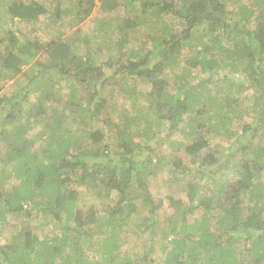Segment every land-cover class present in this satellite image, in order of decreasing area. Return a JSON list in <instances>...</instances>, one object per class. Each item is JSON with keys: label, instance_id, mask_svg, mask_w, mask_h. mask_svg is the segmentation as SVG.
<instances>
[{"label": "trees", "instance_id": "trees-1", "mask_svg": "<svg viewBox=\"0 0 264 264\" xmlns=\"http://www.w3.org/2000/svg\"><path fill=\"white\" fill-rule=\"evenodd\" d=\"M52 2L58 9L52 21L69 14L75 31L69 37L51 31L50 42L30 39ZM94 7L93 0H0V16L10 26L0 39V82L26 65L37 68L11 95H2L0 83V141L18 180L8 185L0 170V238L8 216L20 224L0 244V264H264V0H101L106 15L118 9L119 17L96 19L88 34L79 24ZM149 20L158 25L132 46L129 35ZM107 42L110 52L102 57ZM57 82L68 90L62 106ZM139 86L149 90L141 92L146 106L135 119L108 107L116 94L136 98ZM22 118H33L48 134L34 142L22 137L29 127L19 124ZM68 118L81 134L63 128ZM233 120L242 123L238 133L228 130ZM162 122L168 129L161 144L179 129L191 139L179 144L183 156L170 161L176 173L198 171L213 186L185 187L187 201L169 198L176 215L161 220L164 198L153 194L147 169L154 152L149 131ZM218 129L236 141L210 144ZM133 133L143 140L136 143ZM82 190L117 198L99 217L94 205L79 207ZM136 201L145 214L137 224L141 255L132 260L118 252L138 215ZM52 223L56 236L34 232ZM157 239L160 255L153 258ZM88 246L99 250L88 255Z\"/></svg>", "mask_w": 264, "mask_h": 264}, {"label": "rangeland", "instance_id": "rangeland-1", "mask_svg": "<svg viewBox=\"0 0 264 264\" xmlns=\"http://www.w3.org/2000/svg\"><path fill=\"white\" fill-rule=\"evenodd\" d=\"M95 7L92 11V14L82 23L79 24V27H81V29L86 32V33H90L94 27L96 26L95 20L99 19V18H110L113 19L111 17L118 16L119 10H113L112 12H110L109 14L106 15V12H103L102 9L100 8V2L101 0H93ZM50 8H49V13L40 16L38 18V21L34 24L33 26V32L29 35L30 39H42V40H47V42H50L51 37L50 32L51 31H55L57 30V32H60L63 37H69L72 35V33L75 31V25L72 24V20L71 17L67 15H62L58 20L52 21V19L49 17V15H52L51 12L54 11L56 8V3L52 2L50 3ZM61 12H64V8L67 7L66 3H63L61 6L59 5ZM58 9H56L57 11ZM61 20V21H60ZM60 22V24H59ZM158 24H156V22L153 21H147V23L144 24V26H140L138 27L137 30H134L133 32H131V34L129 35L130 38H132V42L131 45L135 46L136 48H138V46L140 45V41L141 39H144L145 37V33L146 30H148L149 28H154V26H157ZM10 26L7 24L6 20L3 18V16H0V39L1 37L6 38V35H4L2 33L3 29H7ZM23 32L25 33L28 29V26L25 28V25L22 26ZM114 37V36H113ZM115 38V37H114ZM116 39V38H115ZM114 39V40H115ZM135 39V40H134ZM138 39V40H137ZM109 42H113V40L109 41ZM110 43V44H111ZM110 44L105 43L103 44V47L100 51V55L106 56L107 54H109V50H108V46H110ZM4 48L3 45L0 44V51L3 52ZM79 56H83V53H79L77 54ZM42 59L46 60L45 57H43ZM180 69V68H179ZM179 69H173L172 71H174L172 74L170 75V78L173 77L174 73L178 72ZM22 72H20L19 75H17L16 77L9 79V80H2L0 83L3 87L2 90V95H11L12 91H15L17 89V85L19 83H25L28 82V77H26V75L31 76L33 73H36L37 68L33 67V65H26L23 67V69L21 70ZM26 73V74H25ZM237 76H233V78H236ZM242 76H239V78H241ZM18 81V82H17ZM57 85L59 87L60 90H62L61 92V100L63 101L62 104L60 106H62L64 104V100L65 97L67 95V88L65 83L62 82H57ZM149 90V87L147 86H139L137 88V96L136 98L134 97H130L125 96L123 94H116L114 96L113 99H110L111 102H109L108 107L113 109V110H117L119 109V111H124L126 114H128L129 116H132V118L135 119V116H137V114L140 112L141 107H145V101L143 96L141 95V92H146ZM250 92L244 93V96H247V100L246 103H243L244 106L246 105V107L251 106V96H250ZM28 99H30V97H28ZM31 100V99H30ZM136 105V109H133V106ZM46 111L48 114H51V109H55V105L54 104H48V106L45 107ZM118 111V110H117ZM109 112V110H108ZM144 113H146V110L144 111ZM66 115H70L69 111H67ZM115 115V114H114ZM31 117V116H30ZM27 118V117H26ZM26 118H22L21 120H19V124L23 125L24 127H27L29 125V127L26 129L25 133L23 134L22 137L26 138V137H31L32 141L34 142V140L38 141L36 138L38 137V135H40L42 132L45 133V135L48 134L49 131H45L43 125H39L38 122H34L33 118L31 119H26ZM154 117L151 116V119H153ZM246 120V118H245ZM65 124L63 125V128H67L68 130H70L71 132H77L79 134H81L82 132V127H80V124L78 122H72L69 118L65 119ZM2 122H0L1 124ZM144 123H136V128L141 129ZM242 123H239L238 120H233L232 123H230L228 127L229 131H232L234 133H238L239 129L241 128ZM134 127V128H135ZM133 128V131H134ZM9 129H12L11 127ZM168 129V124L165 122H162V125L159 127H153L150 129L149 131V135H151L152 137H154V139H152L150 141V145L154 146V152L153 154L149 155L151 156L149 159H151V164L148 165V173H150L151 175L148 177V183L150 185V188L153 190V194L158 195L159 197H163L164 198V212L160 213V219H165V218H170L171 216H174L176 214H173V209H169V198H173V199H181L182 203L187 201L186 198V193L183 191V189L185 187H189L190 185H200V184H204L203 187H212L213 185L211 184V178L209 181H207L209 178H207L206 181H202L200 180L199 177V172H194L192 175H190V177H181L178 173H176V169L172 166V164L170 163L171 160L175 159L176 155L179 156H183L182 154V148H178L180 147L179 144L185 146L187 144H189L191 142V139H187V136L185 135L186 132H181L179 130H177V132H175L174 136H171L170 138L164 139V141H162L161 144V140L162 138H165V134L166 130ZM134 134V140L136 143L141 142L143 140V137H139L137 136V134ZM150 136V137H151ZM208 141L210 144L213 145H217L219 144L220 146L226 147L229 143H232L234 141H236L235 137H228L227 135H225V132L221 129H218L217 132H215L214 134H211L208 136ZM86 140V139H85ZM88 141V140H86ZM108 141V139H104L103 144H106ZM174 142V145H171V143ZM4 142L0 141V170L3 169L5 172V177H7V183L8 185H16V183H18V180L15 179V177H13L12 175V169L10 164L7 161H5V152H6V147H5ZM101 144V145H103ZM171 145V146H170ZM4 153V154H3ZM148 155V154H146ZM158 159H162L161 161V166L159 168H157V161ZM233 163H237V159L232 160L231 162L226 163V167H230ZM192 167V166H190ZM178 174V175H177ZM179 177V178H178ZM214 177H217V174H215ZM8 187V186H7ZM207 190V189H206ZM80 200L78 202L79 207L82 208H86L89 205H94L96 211H98L99 217L101 216H106L104 209L105 207H107V205H109L110 203H112L116 198V193H110L109 197L104 199V198H97V197H92L90 196V194L86 191L81 192V196H80ZM137 204V211H138V215L136 216H132L131 221L128 223V225L126 226L125 230H124V238L121 240L120 242V250L118 253H120V255L122 256H129L130 259L135 260L138 256L141 255L140 251H141V247L139 244L142 243V237H141V230H139V228L137 227L139 221H140V217L143 216L145 214V210L143 209V207L141 206L140 201H136ZM173 217V218H174ZM38 222V221H37ZM20 224L19 222H17L14 217H10L8 216L7 221H6V226L3 230V233L1 234V238H0V244L1 245H5L7 243H9L10 239L12 238V236H14L15 234H17V232L19 231L18 227ZM93 235L92 237L97 238V229L98 226H93ZM41 239L43 238H51L53 236H56L58 234V229L57 227L52 223V224H48L47 226H42L38 229H36L34 231ZM100 239V238H99ZM97 244L99 245V242H97ZM92 246V245H91ZM91 246H88L89 248H91ZM153 247L155 249V253L153 254V258L158 257L160 255L159 253V239L155 240L153 243ZM90 250L93 251H97L99 250V247L97 248H91L89 250L86 249V252L90 253ZM138 251V252H137ZM97 256L99 257V254H97Z\"/></svg>", "mask_w": 264, "mask_h": 264}]
</instances>
